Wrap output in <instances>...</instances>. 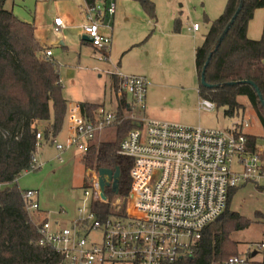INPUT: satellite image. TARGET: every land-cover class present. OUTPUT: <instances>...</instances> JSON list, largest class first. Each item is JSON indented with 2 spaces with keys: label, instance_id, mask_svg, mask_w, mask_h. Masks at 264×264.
<instances>
[{
  "label": "built area",
  "instance_id": "2783aa9c",
  "mask_svg": "<svg viewBox=\"0 0 264 264\" xmlns=\"http://www.w3.org/2000/svg\"><path fill=\"white\" fill-rule=\"evenodd\" d=\"M83 34L101 50H109L112 38L101 32L104 18L116 11L115 3L84 2ZM64 27L61 17L54 19V31ZM198 29V24H194ZM51 57L52 51L45 52ZM103 58L107 59L103 54ZM147 80L140 75L119 76L118 92L132 95L145 109ZM199 109L210 112L215 103L200 97ZM69 133L65 143L56 137L48 140L62 153L77 149L84 156L90 144L107 128L125 120L139 122L121 140L118 153L133 160L131 185L125 198L113 202V214L102 221L91 209L92 199H102L98 172L87 179L84 202L89 204L86 217H72L71 226L56 227L66 210L43 211L36 189L24 193L26 209L40 235L39 244L63 256L62 264H185L192 259V246L206 226L226 209L229 191L247 181L264 179L263 149L250 152L244 126H186L174 122L140 119L134 115L119 117L100 106L89 116L79 102L68 105ZM38 146L45 141L36 135ZM37 162L36 157H34ZM37 164V163H36ZM3 186L0 184V187ZM79 213L84 209L78 208ZM100 240H91L93 232ZM263 243L257 246L261 250ZM257 254V253H256ZM256 256V255H255ZM247 252L230 255L214 264H264Z\"/></svg>",
  "mask_w": 264,
  "mask_h": 264
},
{
  "label": "trees",
  "instance_id": "16d2710c",
  "mask_svg": "<svg viewBox=\"0 0 264 264\" xmlns=\"http://www.w3.org/2000/svg\"><path fill=\"white\" fill-rule=\"evenodd\" d=\"M137 1L149 17H155L153 0ZM241 1L227 0L224 11L211 22L203 42L196 48L198 90L200 97L212 100L216 108H224L226 116L239 115L244 106L238 96H247L264 128V32L258 39L250 38L247 33L255 11L264 9V0H244L235 21L215 49ZM5 4L6 0H0V184L3 185L0 187V264H62L63 256L59 252L39 244V232L26 209L27 189L19 187L18 179L23 173L39 169L34 160L38 151L36 135L41 132L46 141L56 137L68 117L69 103L63 93L59 64L46 56L35 36L34 24L20 19ZM207 61L205 79L211 87L201 82ZM242 80H251L255 86ZM232 81L238 83L228 84ZM81 104L89 116L97 108L95 103ZM124 112L122 104L119 113ZM132 127L130 120L115 125L114 139L94 140L82 157L86 170L120 171L118 192L109 186L105 189L106 201H91V209L102 221L113 214L115 199L125 198L130 190L133 160L120 155L118 147ZM247 138L249 151L257 152V136L247 133ZM261 156L264 158V150ZM237 189L229 191L226 209L205 227L201 238L192 246V259L185 264H214L241 253L239 242L231 235L247 228L252 221L230 209ZM216 223L219 224L211 228ZM260 253V261L264 262V245ZM247 255L251 256L252 252L248 250Z\"/></svg>",
  "mask_w": 264,
  "mask_h": 264
},
{
  "label": "rangeland",
  "instance_id": "374dc122",
  "mask_svg": "<svg viewBox=\"0 0 264 264\" xmlns=\"http://www.w3.org/2000/svg\"><path fill=\"white\" fill-rule=\"evenodd\" d=\"M107 1L112 2L113 0ZM153 1L155 3L156 19L160 18L165 29L171 28L172 24L173 30H177L182 19L184 22L187 21L189 23L188 27L191 30H195V23L198 24V29L195 30L198 37H201L202 34L204 35L208 30L210 20L214 17L210 15L222 13L227 3V0ZM80 2L83 4L85 0H6L5 6L13 9L20 19L32 24H41L53 19L57 13L70 4ZM172 9L176 10V17L174 12H171ZM140 14L146 18L149 16L144 9L143 13ZM171 17L173 18L171 19ZM107 21L111 22L108 18ZM152 21L154 22V19ZM250 24L251 30L260 27V30L262 29L261 31L264 32L263 8L255 11ZM68 29L64 32V36L67 39V42L65 41L66 46L52 45L51 47L54 59L59 64L64 96L68 99V103L71 104L84 100L87 95L92 97L90 98L91 100L98 103H106L105 96L101 97V95L104 90L109 89L108 68L111 66L109 61H106L98 50H95L96 53H94V48L90 44H82L79 37L81 33L77 32V30H72L73 28ZM199 29L200 31H198ZM199 40L201 41L202 38ZM66 52H74L78 56L76 58H68L66 57ZM119 56H124L123 62L135 58L138 63H143L138 60L140 58H137L135 50L127 53L121 52ZM111 61L116 63L112 56L110 58ZM112 62L111 64H113ZM144 62L147 61L144 59ZM157 70L144 71L140 69L139 73H132L142 76L146 75L148 91L144 101L145 109L141 107L140 103H135L133 108L134 116L140 119L149 118L186 126L217 128L230 127L232 123H239L242 120L248 121L250 125L244 126V131L256 135L258 149L264 150V128L250 105L247 96H238V101L244 106V110L239 115L226 116L222 107L215 108L210 112L201 111L199 109L201 98L198 97V92L195 88L192 91L186 88L192 86L193 81L198 85V73L194 62H189L186 71L176 66L175 70H180L184 81H174L170 82V84H179L180 89L160 87L158 84L159 78H166V75L161 73L162 70L157 73ZM122 74L127 73L122 72ZM167 76L170 77L169 75ZM128 97L131 96L129 95ZM109 98L110 91H108L107 99ZM129 100L131 99L129 98ZM179 111L186 113L185 118H178ZM68 128L69 119L66 117L61 132L56 136L58 142L65 143ZM114 135V129L109 127L99 135L100 138L98 136L99 139L97 138L96 141L111 140L114 139ZM71 150L62 153L64 161L60 162L57 157L55 158L56 150L54 144L50 141H43L38 146L39 152L37 151L36 154V166L39 169L23 173L18 179V185L21 189L39 190L40 203L49 211L54 212L61 208L66 210V214L61 215L62 218H58L59 224H55L56 227L71 226L70 217L73 215L86 217L89 214V204L84 202V187L94 170H86L80 151L74 148ZM81 207L84 211L79 213L78 208ZM230 209L238 211L252 221L247 228L236 231L231 235L232 238L239 242V251L244 254L248 250L252 254L255 252V260H260L262 254L257 245L264 242V179L257 182V184L253 181L240 183L232 196ZM218 224H213L211 228ZM100 237L101 233L96 231L89 235L88 238L99 241Z\"/></svg>",
  "mask_w": 264,
  "mask_h": 264
},
{
  "label": "crops",
  "instance_id": "0c3cea01",
  "mask_svg": "<svg viewBox=\"0 0 264 264\" xmlns=\"http://www.w3.org/2000/svg\"><path fill=\"white\" fill-rule=\"evenodd\" d=\"M95 1H103L106 4H110L113 2L116 5L115 13L111 16H106L104 18V25L100 27L102 33L109 35L112 38V44L109 50L104 51L99 48H96L91 43L90 40H86L83 38L84 34H83L82 25L85 22V14L83 10L84 3L82 4L81 2L73 3L70 4L68 7L63 8V10L57 13L53 19H50L45 23H41V24L35 23L34 24L35 36L43 45L44 52H46L47 50H51L52 45L65 47L66 46L65 41L67 42V39L64 36L65 35L64 32L66 30H69L68 28L71 29L73 28L72 30H77V32L81 33L79 37L82 44H90L94 48V53H96L95 50H98L100 54H102V56L103 54H105L107 57L106 61H109L111 65L108 68L109 89L106 91L104 90L101 97L105 96L104 98H106V100L109 102L106 101V103H98L94 100H91L90 98L92 97H89L88 95L87 97L84 98V100H80L78 102L95 103L97 105V108L103 106L107 110L117 115H121L122 117H126V116L129 117L130 115H133V108L135 101L131 94L126 92H122V93L118 92L120 74L124 72L127 73L124 75H130L129 73H131V75H136L132 73H139L140 69H143L144 71L146 70L151 71L158 69L157 73H159V71L162 70L161 73L165 74L166 78H159L160 80L158 83L159 86L163 88L180 89L181 87L179 84L176 85L170 84V82H174V81H184V78L181 75L180 70L178 71L175 70L176 66H178V68L180 67L181 69H185L186 71L189 62L192 61V63L194 62V65L196 67V63H195L196 48L203 42L205 35L209 30L211 22L221 14V13H216L215 15H210L211 17L212 16L214 17H212V19L210 20L209 23L210 25L208 27V30L204 35L202 34L201 37H198L197 32L195 30H191V28L188 27L189 23H187V21L184 22L182 19L180 21V27L177 30L176 29L173 30L172 24H171V28L165 29L160 18L156 19V16L153 18L149 16L147 18L142 17L140 13H143V9H142L143 7L140 4V2L137 0H118V2L117 0H113L112 2H108L107 0H95ZM171 12H174L175 17L177 16L175 9H172ZM56 17H61L64 20V27L59 32H55L53 30L54 19ZM107 18L111 20V22H108ZM172 18L173 17H171V19ZM152 19H154V22L152 21ZM251 24L249 23L248 26V32H247L248 36L253 39L260 38L261 35L263 34V31H261L262 29L260 30L259 27L258 29L256 28L255 30H251ZM198 31H200V29ZM201 38L202 40L200 41L199 39ZM133 50L136 51L137 58L138 57L140 58L138 60H141L143 63H138V61H136L135 58L123 62L124 56H119V54L121 52L127 53ZM66 55H67L66 57L68 58H76L78 56V54L74 52H66ZM111 56L114 58V61L116 63L111 61L113 63L111 64L110 62ZM51 57L54 58L53 52ZM144 59L147 62H144ZM167 75H169L170 77H168ZM145 76L143 77L146 79ZM153 84L156 85L157 83H153ZM186 88L189 91H192L195 88V90L198 92L199 95L198 97H200L198 90L199 77H198V85H196L195 82L193 81V85L188 86ZM108 91H110L109 99H107ZM147 92L148 91L146 89V95ZM129 95L131 97H128ZM129 98L131 100H129ZM70 104L71 103H69V105ZM122 104L124 105V111H125L124 114L119 113ZM185 115H186L185 112L179 111L178 118H185ZM130 121L133 123L132 128L140 126L139 122H135L134 120H130ZM114 126H112L111 128H113L115 131L116 128H114ZM68 133H69V128L67 135ZM55 150H56V156H55L56 158L58 154V150L56 147ZM41 209L43 211H49L46 207L42 205H41ZM73 216H71L70 218L72 219Z\"/></svg>",
  "mask_w": 264,
  "mask_h": 264
},
{
  "label": "water",
  "instance_id": "95a60500",
  "mask_svg": "<svg viewBox=\"0 0 264 264\" xmlns=\"http://www.w3.org/2000/svg\"><path fill=\"white\" fill-rule=\"evenodd\" d=\"M243 3H244V0L241 1L236 13L232 17L230 23L224 29V32L221 35V37L219 38V41L217 42L215 49L218 47V45L220 44V42L224 38L225 34L228 32L230 25L235 21L238 13L240 12V10L243 6ZM83 38L86 40H90L87 35H83ZM211 55H212V53L210 54V57H211ZM207 64H208V61L206 62L205 66L203 68V72H202V76H201V82L204 86L211 87L213 85L207 83V81L205 79V71H206ZM244 81L255 86V84L251 80H242L241 82H244ZM236 83H238V82L237 81L228 82V84H231V85L236 84ZM263 105H264V101H263ZM98 175H99L98 183H99V187H100V191H101L100 196L102 199H106L105 189L109 186H111V188L114 192H118V180H119V175H120L119 169L112 170V169H107V168H101L98 171ZM252 255H255V252Z\"/></svg>",
  "mask_w": 264,
  "mask_h": 264
}]
</instances>
